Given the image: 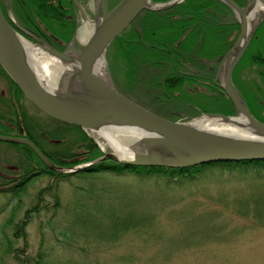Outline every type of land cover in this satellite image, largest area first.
I'll use <instances>...</instances> for the list:
<instances>
[{"label":"rangeland","instance_id":"1","mask_svg":"<svg viewBox=\"0 0 264 264\" xmlns=\"http://www.w3.org/2000/svg\"><path fill=\"white\" fill-rule=\"evenodd\" d=\"M120 1L111 0L109 8H115ZM97 3V0L92 2V8L88 5L84 17L79 15L78 9L76 11L78 32L74 45L77 50L93 30V11ZM214 12L213 18L219 21L231 19L233 15L221 7H217ZM10 16L15 20L13 14ZM260 51L264 54V50ZM258 56L259 50L256 49L246 54L236 70L235 84L248 99L255 98L263 102L264 89L255 88V85H260L257 77L259 66L249 61L251 58L260 59ZM105 60L107 75L116 86L107 52ZM248 64L251 68L245 72L244 66ZM136 84V94L121 89L119 82L116 88L128 97L138 95L140 102L151 109L147 98L141 95V79ZM9 86V81L0 75V93ZM189 100L183 98L180 103ZM179 107L173 114H178L182 120L199 115H192V109ZM38 122L46 129L53 126L51 121ZM64 132L66 141L74 139L72 129L67 128ZM8 133L6 135H11L13 131ZM90 135L102 150L110 151L103 138L92 132ZM38 137L50 149L51 145L47 143L52 137ZM3 158L8 165L19 166L20 171L30 169L31 165L37 167L33 158L27 159L25 150L12 142L0 141V159ZM156 180L152 177L98 173L92 177L70 176L68 180L56 181L54 176L43 174L31 178L16 194L11 189L0 192V264H21L20 258L32 257L41 241L49 252L47 264H120L117 260L120 255L138 256L140 259L137 260L144 264H264V217L260 215L264 212H261L264 208V170L201 174L193 180L166 187L163 181ZM135 193L145 196L139 197L143 203L134 204L133 209L152 217L150 225L156 229L152 240L156 243L146 244L144 237H139L141 233L132 228L120 234L115 242L97 241L85 229L72 224L74 216L80 221L88 218L99 223L101 229L105 225L102 223L104 216L115 213L108 209L109 204L117 203L121 198L134 201ZM37 203H41V206L27 215V210L33 209ZM99 204H103V207ZM97 206H100V210L92 211ZM210 211H217L220 215L216 214L218 217L213 220V224L210 221L203 224L199 218L197 236L202 238L204 234H211L228 239L216 241L192 237L190 242L181 243L186 232H190V227L184 224L183 219L191 220L197 213ZM255 211L260 213L259 217L254 216ZM217 222L225 230L223 235L216 234L215 230L220 228L214 224ZM105 233L110 234L111 230ZM166 253L168 257H165ZM157 254L160 257H155ZM152 256L156 261L151 260Z\"/></svg>","mask_w":264,"mask_h":264},{"label":"trees","instance_id":"2","mask_svg":"<svg viewBox=\"0 0 264 264\" xmlns=\"http://www.w3.org/2000/svg\"><path fill=\"white\" fill-rule=\"evenodd\" d=\"M19 1H15V5L17 8L16 13L20 15L21 27L41 39H52L56 44L60 45L57 48L60 51L68 45L75 33L78 23L72 0ZM235 1L239 5H244L246 3V0ZM209 6L224 8L232 15L230 9L219 0H185L163 11L144 10L140 13V15H138V17L115 38L107 51V60L114 82H116L117 85L119 82L122 86L121 89L128 93L135 92L136 94V83L141 79V95L147 98L154 112L169 119H180L178 118V114H173V112H175L176 109L179 110V108H174L170 100V98H177L180 96L184 99H192L197 102L194 104L197 105L198 108L192 109V115H197L200 112H221L227 115L235 114L234 107L228 96L222 91L217 76L215 77L213 75L215 88L212 85L208 86V90L203 94H190L187 91L188 88L198 86V80L203 79L201 78L202 71L200 72L201 77L192 76L194 74L192 65L198 64L201 61L199 57L205 56L216 58V60L219 61L233 43L239 31V26L234 21L233 15L231 19H222L223 23H220L218 19L214 41L212 43H203L206 40L207 33H204V29L201 25V22L205 20V12L201 9ZM262 28H264V21L257 29V37L252 39L243 58L248 52L253 49L258 51L262 46L263 40L259 38V32ZM54 47H56V45H54ZM180 63H182L183 66H181ZM239 64L233 72L232 79L234 84L237 83L235 73ZM195 72L198 71L195 70ZM0 75L4 76L9 81L14 92L20 93V103L26 100L21 90L9 79L1 66ZM255 88L260 89L261 84L255 85ZM118 90L120 91V89ZM240 93L243 95L242 92ZM135 94L132 95L138 97V95ZM261 121L264 122L262 119ZM9 122L13 125H20V136H24L33 141L47 157L61 167H74L75 165L92 161L103 153L94 139L83 129L75 125L62 123L60 121H51L53 125L52 128L46 129L45 126L41 123L39 124L38 121ZM67 128L73 130L74 139L72 141H66L65 139L66 136L63 130L66 131ZM0 133L9 134L6 131H0ZM14 134L12 133L11 135ZM40 135L45 138L52 137L51 141L47 143L51 145L50 149H47L39 140L38 136ZM20 147L25 150L27 159L30 160L31 157L33 158L37 167L34 166V168L31 165L30 169L27 168L28 170L24 171V174H27L28 171L32 172L27 176H24V174L20 176V187L11 189L14 194H16L19 189L21 190L31 178L43 174L54 176L56 181L68 180L70 176L92 177L98 173L152 177L157 179L156 181H163L166 187L171 184H177L180 181L193 180L201 174L264 170V161L261 160L216 161L185 167H167L125 165L106 159L77 171L59 172L50 170L26 145L20 144ZM140 196L145 197L141 193H135L133 197L134 201L121 198L117 203L109 204L108 209L115 213L110 212L107 216H104V221L102 223L106 226L102 225L101 229L99 223H95L88 218H83L80 221L74 216L72 224L78 228L85 229L90 235L95 237L97 241L104 240L106 242H115L120 238V234L132 228L141 233L139 237L143 236V241L146 242V244L156 243L155 240H152V235L156 233L154 226L150 225V218L152 217L137 213L133 209L134 204L143 203V200L139 198ZM241 202L242 201H240V203ZM99 205L103 207V204ZM40 206L41 203H37L33 209H28L27 215L31 210L35 211ZM100 206L95 207L92 211L100 210ZM263 210L264 208H262L261 212ZM238 213L240 212L238 211ZM216 214L219 213L217 211H210L208 213L201 212L195 214L194 218L191 220L184 218V224L190 227V232L187 234L185 231L186 234L181 243L190 242V238L192 237H197L199 240L216 241L228 239L224 236L211 234H204L202 238L197 236L199 218L202 219L203 224L205 221L207 223L210 221L213 224V220L218 217ZM259 214L260 213L255 211L254 216L259 217L261 215L262 218L264 217V212ZM214 224L220 227L215 230L216 234L223 235V231L225 230L221 227L219 222ZM106 230H111V233L106 234ZM87 232L86 234L88 235ZM48 256L49 252L43 247V241H41L36 253L32 257H21L20 262L21 264H47ZM155 257L160 256L157 254ZM155 257H151L153 262L156 261ZM165 257H168L167 253ZM137 259H140V257H123V255L117 257V260L121 262L120 264H144V262Z\"/></svg>","mask_w":264,"mask_h":264},{"label":"water","instance_id":"3","mask_svg":"<svg viewBox=\"0 0 264 264\" xmlns=\"http://www.w3.org/2000/svg\"><path fill=\"white\" fill-rule=\"evenodd\" d=\"M183 1L123 0L114 10L108 11L106 0H98L92 33L78 52L58 51L32 34L28 35L33 40L27 39L0 8V66L30 103L63 123L78 126L101 138L105 127H131L141 133L131 158L119 156L120 144L115 142L116 147L102 150L100 157L70 168L54 163L27 138L0 135V140L27 145L49 169L60 172L77 171L106 159L125 165L167 167L216 161H264V122L251 113L232 82L235 66L264 19V0H247L244 6L235 0H220L232 10L240 27L218 70L219 84L234 107V115L203 112L188 120L168 119L120 93L108 77L106 52L137 15L143 10H166ZM73 2L84 17L82 6L77 0ZM30 49L40 50L66 68L55 89L41 80ZM100 62L104 63V73L97 71ZM202 116L236 125L244 132L227 133L200 127L194 120Z\"/></svg>","mask_w":264,"mask_h":264},{"label":"flooded vegetation","instance_id":"4","mask_svg":"<svg viewBox=\"0 0 264 264\" xmlns=\"http://www.w3.org/2000/svg\"><path fill=\"white\" fill-rule=\"evenodd\" d=\"M15 1H19V0H0V8H1L4 16L9 20V22L14 26V28H16L19 32L21 29L25 34H27L26 36L29 37L28 34H32V33L28 32L26 29L21 27L20 15H18L16 13L17 8L15 5ZM92 2H95V0H85V2H84V0L78 1V3L82 6V8H84L83 10L85 12H86V10L88 11V8H87L88 5L90 6V8H92ZM97 2H98V0H97ZM110 2H111V0H106V5H107L108 11L113 10V9L109 8ZM72 4L75 8V13H76L77 6L75 5L74 2ZM201 10H203L205 12V14H204L205 20H203L201 22V25L204 29V33L205 34L207 33L206 40L203 43H206V42L212 43L215 39L216 25H217V20H218V18H217V20H216V18H213V16H215L214 11L216 10V7L209 6L207 8H203ZM10 14H13L15 20L10 16ZM234 21H235V19H234ZM220 23H223V22L220 21ZM254 37H257L256 33H255ZM259 38H260V40H263V42H262V46H263L264 45V28H262L261 31L259 32ZM39 39H41V38H39ZM41 40L45 41L46 43H48L50 46H52L56 50H58L57 48L60 46V45L56 44V42H54L50 38H48L46 40H44V39H41ZM54 45H56V47H54ZM262 46L259 48V55L260 56H258V57L260 59L257 60L255 58H251L249 60V61L252 60L254 63H256L259 66L258 67L259 69L257 70V77L259 78L261 88L258 90L264 89V56H263L264 54H262L260 51V50H264V46L263 47ZM69 49H72L76 52L78 51L76 49V45H74V41L73 42L70 41L65 48L61 49V52L67 51ZM58 51H60V50H58ZM199 58H201L200 62H202V63L199 62L196 65H194V64L192 65L193 73H194L192 76L201 77L200 72L202 71V77L201 78H203V79L198 80V82H197L198 86H196V87L193 86V87L187 89L188 93H190V94H197V93L203 94L208 90L207 87L211 86V85L215 88L214 76L215 77L217 76L218 67H219L221 59L219 61H217L216 58H213L210 56L199 57ZM199 58H198V61H199ZM180 65L183 66L182 63H180ZM250 68H251V66L248 64V65L244 66V71L248 72L250 70ZM195 70H197L198 72H195ZM236 87H237L239 92H242L238 88L237 85H236ZM242 97H243L244 101L246 102V104L248 105L252 114L257 119L261 118L262 120H264V100L262 102L258 99H255V98L248 99L246 97V95H244V94L242 95ZM130 98L133 99L134 101H136L137 103L141 104L142 106L146 107V105L143 104L142 102H140V100L137 97L131 96ZM182 99L183 98H178V97L177 98H170L171 105L174 108H176V107L180 108L179 106H181L183 108L186 107L189 109L198 108V106L194 104V103H197L196 101L191 99L185 103L184 102L180 103V101ZM26 106H27V108H26ZM29 109H32L33 111H30ZM36 115H39V116L36 117ZM261 119H259V120H261ZM9 121H60V120H57V119L51 117L50 115L40 111L38 108H36L34 105H32L27 100H23L20 103V93L14 92L13 87L9 86L6 91H2L0 93V131L8 132V131L12 130L13 134L16 133V134H14V136L20 137V125H13ZM0 135H4V134L0 133ZM0 141H4V140H0ZM17 146L20 147V143H18ZM5 161H6L5 158L0 159V192L1 193H4V192H6L10 189H13L15 187H20V180H21L20 176H22L24 174V171H20L19 166L14 167L15 165H8L6 163L7 161L6 162ZM31 172L32 171H28V173L24 174V176L29 175Z\"/></svg>","mask_w":264,"mask_h":264},{"label":"bare ground","instance_id":"5","mask_svg":"<svg viewBox=\"0 0 264 264\" xmlns=\"http://www.w3.org/2000/svg\"><path fill=\"white\" fill-rule=\"evenodd\" d=\"M27 45L32 47V44L27 42ZM35 48V47H34ZM30 54L34 65L40 75L41 80L50 88L55 89L58 78L62 76V73L66 71L63 64L56 60L49 58L45 53L40 50L30 49ZM104 73V63L100 62L97 66V71ZM200 127L212 129L215 131H222L227 133H239L243 134L244 130L240 127L232 124H227L219 119L208 118L206 116L199 117L194 120ZM103 140L105 145L115 146L114 143H118L119 156L125 158H131L134 152V146L141 133L131 127H105ZM116 147V146H115Z\"/></svg>","mask_w":264,"mask_h":264}]
</instances>
